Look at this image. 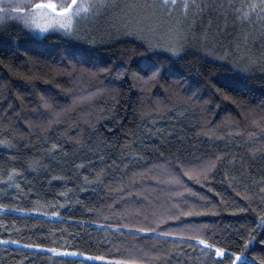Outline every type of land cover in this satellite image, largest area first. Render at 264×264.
Returning <instances> with one entry per match:
<instances>
[{"label": "trees", "instance_id": "1", "mask_svg": "<svg viewBox=\"0 0 264 264\" xmlns=\"http://www.w3.org/2000/svg\"><path fill=\"white\" fill-rule=\"evenodd\" d=\"M108 2L78 22L75 36H39L16 20L0 25V141H7L0 144V204L11 206L0 210V241H9L0 242V264H64L48 249L66 245L106 257L83 264H212L185 236L163 233L206 224L227 244L240 225L255 223L253 209H264V22L226 20L219 9L193 18L177 7L165 15L154 0ZM171 43L183 49L179 58L167 51ZM128 56L133 70L147 61L166 70L144 87L131 76L105 75L101 83L91 75ZM209 82L236 102L214 95ZM97 89L110 90L89 99ZM42 93L54 97L55 112L43 107ZM77 96L84 99L73 104ZM209 163L215 167L206 179L195 175ZM12 169L18 175L9 185ZM173 174L183 187L169 182ZM184 202L202 214L168 219L172 205ZM33 207L39 210H15ZM149 224L155 231H139ZM36 243L45 247H26ZM253 254H261L258 244Z\"/></svg>", "mask_w": 264, "mask_h": 264}, {"label": "snow or ice", "instance_id": "2", "mask_svg": "<svg viewBox=\"0 0 264 264\" xmlns=\"http://www.w3.org/2000/svg\"><path fill=\"white\" fill-rule=\"evenodd\" d=\"M108 0H38L36 3H32L29 7L28 3H12L11 0H0V25H3L9 20H16L20 22L24 28L35 30L38 29L40 33H48L49 31H55L62 34V36H75L77 35V24L81 19H85L89 16H94L99 14L100 10L111 7ZM147 6V5H145ZM153 7L159 8L161 10L168 9L165 15H171L177 7L182 8V15L187 17L189 10H192L193 18L197 15L203 14L205 10L215 11L219 9L220 13L227 17L231 15L234 18V22L246 24L251 21L252 17L255 16L257 21L264 22V0H254V2H245V0H221L220 3H210V0H154ZM131 34V33H130ZM177 36L180 33L177 32ZM182 38V37H181ZM6 42L0 40V46H3ZM149 47H157L158 45H153L149 41ZM167 51L171 53L172 57L179 58L183 49L178 43H171L167 47ZM71 55V53H70ZM221 60L227 59L226 56L219 57ZM132 57H126L119 66L109 64L108 66H101L91 70V75L99 80L101 83H105L101 78L105 75L113 76L114 79H120L122 77L131 76L134 86L144 87L149 84H155L159 81L161 76L165 72V67L163 62H143L136 65L135 70L130 68V63ZM254 62L250 61L245 64L242 68L243 71L247 72L251 69ZM238 68L239 64L236 65ZM59 70V69H58ZM264 73V68L261 69ZM71 77L74 75L73 70L68 72ZM31 79V77H28ZM207 79V78H206ZM209 86L214 89V95L220 94L224 100H232L233 103L236 101L233 97L223 93L222 89L217 87L215 84L209 82ZM60 87V85H57ZM110 89H97L95 92L88 94V98L91 99L97 93L103 92ZM70 94L73 93V88H69ZM214 95L211 96L205 104H209L214 99ZM84 97L77 96L73 100V104L78 103L83 100ZM40 101L45 109L49 111H56V105L54 97L48 95L47 93L40 94ZM11 108V105H9ZM7 111V109L5 110ZM64 109L56 112L59 116ZM103 111V109H101ZM7 143V141H0V144ZM58 145L54 144L53 148H57ZM127 147V146H126ZM102 150V149H101ZM133 155H139V153H133ZM163 155V154H161ZM218 159V158H216ZM179 168L186 169L184 175L192 177L193 170L187 169L185 162L177 159L176 161ZM83 167V165H80ZM215 167L214 163H209L203 168L196 170L195 175L207 178V174ZM103 171V170H102ZM178 170H174L176 172ZM18 175L16 169H12L8 173V177L5 181L7 184H11L14 178ZM96 180H100V176L96 177ZM169 182L175 184L178 187H183L178 175H170ZM17 188L20 186L17 184ZM211 190V189H210ZM184 191H189L184 189ZM264 192V187L261 188ZM129 195H131L129 193ZM239 195V193H238ZM176 196L183 201V194L177 192ZM204 199V198H202ZM245 200L249 201L251 205L252 199L250 196L245 195ZM264 202V198H262ZM11 207L10 205L0 204V210L7 209ZM172 208L175 210L174 215H169L168 219H179L180 216H192L201 215V212L196 211V206H188L186 202L181 204H174ZM185 208L187 210H185ZM16 211H38L39 209L33 207L31 209H15ZM249 209L236 208L234 211L247 212ZM258 211V217L255 223L251 221L246 222L244 225L239 226L237 231V239L224 244L220 240L216 239L214 236H210L208 233V226L206 224H190L186 225L178 231H169L163 233L165 236H185L189 244V247L198 248L202 255L209 258L212 264H264V209H253ZM52 216L58 215V212L46 213ZM163 223V221H160ZM128 225H125L127 227ZM141 232H151L155 231L150 224L139 228ZM7 243L9 241H0ZM11 243L19 244V240L10 241ZM261 248V254H253L249 256V253L257 246ZM29 248H44L45 245L36 243L26 245ZM231 249V250H229ZM50 253H55L59 258L64 261V264H77L76 258H81L80 264H83V259H95V260H105V256H92L87 251H81L78 248L64 246L61 248H50L48 249ZM117 264H128V262H117Z\"/></svg>", "mask_w": 264, "mask_h": 264}, {"label": "rangeland", "instance_id": "3", "mask_svg": "<svg viewBox=\"0 0 264 264\" xmlns=\"http://www.w3.org/2000/svg\"><path fill=\"white\" fill-rule=\"evenodd\" d=\"M34 33L40 36V31L38 29L32 30Z\"/></svg>", "mask_w": 264, "mask_h": 264}]
</instances>
